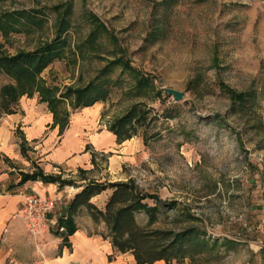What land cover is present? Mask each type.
Segmentation results:
<instances>
[{
  "label": "rangeland",
  "instance_id": "rangeland-1",
  "mask_svg": "<svg viewBox=\"0 0 264 264\" xmlns=\"http://www.w3.org/2000/svg\"><path fill=\"white\" fill-rule=\"evenodd\" d=\"M13 10L31 15L12 22L7 34L0 31L6 54L53 41L66 19L61 56L40 77L59 91L108 81L107 96L97 101L103 103L98 129L108 130L133 105L145 112L131 138L115 137V151L97 157V181L131 179L147 195L145 203L157 197L151 229L195 225L217 240L208 253L153 264H264V0H0V14ZM91 14L108 30L91 37L99 29ZM117 59L131 68L113 64ZM140 77L149 83L137 86ZM13 83L0 73V89ZM164 87L183 91L182 100ZM241 93L243 106L236 99ZM1 101L0 90L5 113ZM65 106L69 113L83 108ZM111 155L128 158L104 178ZM105 191L98 204L111 189ZM179 208L197 219L177 217ZM135 217L146 225L142 210ZM60 218L54 224L64 233ZM103 224L100 234L110 242Z\"/></svg>",
  "mask_w": 264,
  "mask_h": 264
},
{
  "label": "crops",
  "instance_id": "crops-1",
  "mask_svg": "<svg viewBox=\"0 0 264 264\" xmlns=\"http://www.w3.org/2000/svg\"><path fill=\"white\" fill-rule=\"evenodd\" d=\"M17 107L12 113H0V264H136L131 254L126 256L128 263L124 262L127 252L117 253L109 240L103 239V222L92 219L84 205L69 211L76 193L90 180L97 181V157L119 146L111 131L105 127L98 129L103 103L69 113L62 128L54 123L47 103L40 102L37 94L22 96ZM107 158L104 178L113 176L128 157ZM37 171L59 179L26 177ZM108 180L112 181L111 177ZM32 192L57 199L50 217L56 222L63 216L61 223L68 217L64 233L57 232L56 224L38 237L28 233L17 212L24 196ZM105 192L107 196L108 191ZM100 195L103 193L89 200L98 208L104 205L98 204ZM113 251L117 253L115 260L105 263L107 254Z\"/></svg>",
  "mask_w": 264,
  "mask_h": 264
},
{
  "label": "trees",
  "instance_id": "trees-1",
  "mask_svg": "<svg viewBox=\"0 0 264 264\" xmlns=\"http://www.w3.org/2000/svg\"><path fill=\"white\" fill-rule=\"evenodd\" d=\"M30 15L26 10L2 12L0 14V31L7 34L9 29L14 28L11 25L12 22H19L22 17H30ZM90 17L96 21V27L99 28L92 30L91 37H95L100 28L108 30L96 15L91 14ZM65 24L66 19L62 18L59 23L58 36L53 41L45 42L34 50H20L12 54L0 51V73L14 80L13 84L4 85L0 89L1 108L5 113L13 112L11 106L22 95L28 96L37 92L39 101L47 103L54 123L59 124V127L62 128L69 120V110L65 106L66 103L75 109L87 107L105 99L109 92L108 81L105 80L101 82H94L93 80L82 87L66 86L63 91H59V88L46 86L42 82L40 77L42 70L61 56L65 44L59 37L65 32ZM117 62H122V65L127 69L131 68L129 63L122 60L117 59L112 63ZM146 83H149L146 78L137 79V86H145ZM236 97L237 100L241 101V106L247 103V97L243 93ZM144 113L137 105H133L126 113L117 117L108 126V130L115 135L117 142L131 138L136 133V129L143 124ZM26 177H39L43 181L59 179V177L51 175L45 176L41 171L31 173ZM106 189H111V191L105 200L104 208H98L89 202L92 196L100 194ZM146 197L147 195L139 190L131 179L105 182L90 180L70 201L69 211H76L79 206L84 205L92 219L105 223L114 251L120 254L130 252L136 264H153L158 260L165 262L171 259L177 260L194 256L196 253H208L213 247H216L217 240H210L211 237L206 239L204 237L206 232L195 225L179 230L149 228L153 222L158 220L160 201L152 195L149 197H153L156 203L148 205L144 202ZM141 210L147 217L146 225H140L135 217L136 212ZM175 212L177 217H183L189 221L194 222L197 219V216L187 208L175 209ZM64 224L68 226L69 220L64 221ZM72 230L69 225L68 231L71 233Z\"/></svg>",
  "mask_w": 264,
  "mask_h": 264
},
{
  "label": "built area",
  "instance_id": "built-area-1",
  "mask_svg": "<svg viewBox=\"0 0 264 264\" xmlns=\"http://www.w3.org/2000/svg\"><path fill=\"white\" fill-rule=\"evenodd\" d=\"M56 198L43 197L37 192L24 196V203L17 212V216L24 222L26 230L31 236L38 237L47 232L51 224L55 223L50 215L56 209Z\"/></svg>",
  "mask_w": 264,
  "mask_h": 264
},
{
  "label": "water",
  "instance_id": "water-1",
  "mask_svg": "<svg viewBox=\"0 0 264 264\" xmlns=\"http://www.w3.org/2000/svg\"><path fill=\"white\" fill-rule=\"evenodd\" d=\"M163 91H165L167 94L171 95L174 100H182L181 98L184 95V92L178 89L170 88V87H164Z\"/></svg>",
  "mask_w": 264,
  "mask_h": 264
}]
</instances>
